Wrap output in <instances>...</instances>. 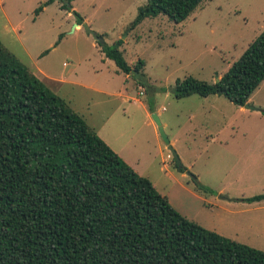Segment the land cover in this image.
Wrapping results in <instances>:
<instances>
[{
    "label": "rangeland",
    "instance_id": "1",
    "mask_svg": "<svg viewBox=\"0 0 264 264\" xmlns=\"http://www.w3.org/2000/svg\"><path fill=\"white\" fill-rule=\"evenodd\" d=\"M47 1L0 0L3 47L31 73L42 70L54 78L102 86L112 94L127 89L151 115L158 112L183 172L172 157L168 159L172 154L158 126L138 102L57 84L89 117V127L106 137L111 146L105 143L149 179L177 212L205 229L264 251V203L251 207L236 201L264 194V113L235 106L221 95L206 101L198 95L176 99L173 92L176 81L186 77L209 84L220 79L264 30V0H204L180 23L158 15L135 28L132 22L146 0H53L43 6ZM63 4L71 9H63ZM40 6L43 10L35 15ZM74 13L103 35L107 46L120 43L118 50L129 65L143 62L141 73L148 88L143 87L142 94L140 85L131 76L125 80L112 60L101 64V42L95 49L94 38L83 27L72 32ZM45 84L54 93L53 84ZM248 104L264 110V80ZM109 115L111 120L102 124ZM197 182L211 192L199 190Z\"/></svg>",
    "mask_w": 264,
    "mask_h": 264
},
{
    "label": "trees",
    "instance_id": "2",
    "mask_svg": "<svg viewBox=\"0 0 264 264\" xmlns=\"http://www.w3.org/2000/svg\"><path fill=\"white\" fill-rule=\"evenodd\" d=\"M203 1L146 0L131 28L158 15L180 23ZM99 45L143 87L131 75H143L142 61L129 65L120 43ZM263 80L264 30L217 82L186 77L173 92L176 99L221 95L244 107ZM0 264H264V251L177 212L0 42Z\"/></svg>",
    "mask_w": 264,
    "mask_h": 264
},
{
    "label": "crops",
    "instance_id": "3",
    "mask_svg": "<svg viewBox=\"0 0 264 264\" xmlns=\"http://www.w3.org/2000/svg\"><path fill=\"white\" fill-rule=\"evenodd\" d=\"M83 19V18H82ZM83 22H85V20H83ZM82 22V23H83ZM81 23V24H82ZM77 26H74L73 25V27H72V32H76V31H79V30H81L82 29V25L80 24V25H78L77 23H75ZM103 36V35H102ZM91 47H93V48H95L96 49V47H97V41H95V42H92V44H91ZM27 55V59L31 62V57L28 55V54H26ZM102 55H104L103 53L101 54V60H100V62H101V64H104L105 63V61H107V58H105V59H103V57H102ZM32 63V62H31ZM98 71L100 72V73H102V71L100 70V69H98ZM98 71H95V73L96 74H98L97 72ZM118 72V71H117ZM32 74H34L38 79H40L44 84L46 83V82H50V83H52L53 85H52V88H53V90H55L54 91V94H56L57 96H59L60 98H62L66 103H67V105L74 111V112H76L77 114H79L80 116H82L83 118H84V120L86 121V123L88 124L89 122H88V118L89 117H86V113H82L83 111H80V110H78L77 109V107H75V105H74V102H73V99L72 100H70L69 99V97L67 96V95H65V94H63L62 93V91H59V89H58V87H57V84H63V85H69V86H71L73 89H75L76 87L77 88H80V89H83L84 91H89V92H92V93H94V94H96V95H101V96H106V97H109V96H116V97H123V101L124 102H130V101H133L134 103H136V102H138L140 105H141V107H142V109H143V111H144V113H145V115H146V117L147 118H150V116H151V113L152 112H150V109L148 108V106L146 105V104H144V103H142V102H140L139 100H137V99H131V96H129L128 94H127V89H120V90H118L117 92H115L114 94H112V93H109L107 90H104V89H102V86H96L95 84H87V85H82V84H79V83H75V82H73V81H70V80H68L66 77L65 78H60V77H52V76H50L49 74H46L45 72H43L42 70H36V69H33V72H32ZM38 74H44V77L43 78H41V77H39V75ZM95 74V76H97ZM127 78H129V76L128 75H126L125 76V80L127 79ZM217 80H219L218 78H217ZM216 80V81H217ZM55 84V85H54ZM46 85V84H45ZM104 85H107V84H104ZM47 86V85H46ZM48 87V86H47ZM49 88V87H48ZM51 90V89H50ZM143 90V87H141V86H139L138 87V92H139V94L140 93H142L141 91ZM212 95H210V96H208V97H201V98H204V99H206V101H207V99H209V97H211ZM186 98V97H185ZM248 102H249V100H248ZM202 109H203V107H202ZM157 116H158V118H159V120H160V122H161V125L163 126V128H165V125L163 124V122L161 121V119H160V115H159V113L158 112H156L155 113ZM112 116L113 115H109V117H107V119L105 118V120L103 121V123L102 124H106L107 122H109L110 120H111V118H112ZM192 116V115H191ZM151 123H152V120H151ZM103 125V126H104ZM89 126V125H88ZM102 128V127H101ZM93 130H95V129H93ZM98 133H99V131H98ZM100 137V136H99ZM100 138H102L103 139V141L104 142H106L108 145H110V143L108 142V140L106 139V137H100ZM169 143L173 146L174 145V142H172L171 140H169ZM111 146V145H110ZM120 146V145H119ZM116 153V152H115ZM119 153V152H118ZM120 154V153H119ZM169 155V154H168ZM167 155V156H168ZM241 198H246V197H241ZM237 199H240V198H237ZM226 201H231V200H226ZM239 202V201H238ZM242 203H245V202H242ZM264 203V199L263 200H261V201H258V202H253V203H245V204H247V206H251V207H259V206H261V204H263ZM211 205H213V204H211ZM185 217V216H184ZM187 218V217H186Z\"/></svg>",
    "mask_w": 264,
    "mask_h": 264
},
{
    "label": "water",
    "instance_id": "4",
    "mask_svg": "<svg viewBox=\"0 0 264 264\" xmlns=\"http://www.w3.org/2000/svg\"><path fill=\"white\" fill-rule=\"evenodd\" d=\"M58 1H63V0H58ZM74 26H77V25L74 24ZM82 27L85 29V32H86L87 34H90V35L94 38L95 41H97V42H103L102 38H101L100 36H98V34H96L94 31H92V30L89 28V26H87L85 23L82 24ZM131 75H133L134 78H135L138 82H141V83L143 84V87L148 88V84H147L146 79H145L140 73H138V72L135 71V70H132V71H131ZM217 81H218V80H217ZM217 81H216V82H217ZM244 107H245L246 109H249V110H256V111H259V112H263V111H264V110H261V109H257V108H255V107L249 105L248 103H247L246 105H244ZM151 117H152L153 121L156 123V125L158 126L159 134H160L161 138L163 139L164 143L168 146V149H169V151H170L171 154H172L171 157H172L173 160L175 161L176 165H177L179 168H182V164H181V162H180V160H179V158H178V156H177L175 150H174V149L172 148V146L170 145L169 140H168L167 136H166L165 133H164L163 127H162V125H161V122H160L158 116H157L155 113H153V114L151 115Z\"/></svg>",
    "mask_w": 264,
    "mask_h": 264
},
{
    "label": "built area",
    "instance_id": "5",
    "mask_svg": "<svg viewBox=\"0 0 264 264\" xmlns=\"http://www.w3.org/2000/svg\"><path fill=\"white\" fill-rule=\"evenodd\" d=\"M140 94H142V93H140ZM167 157H168V159H170L171 155H168Z\"/></svg>",
    "mask_w": 264,
    "mask_h": 264
}]
</instances>
